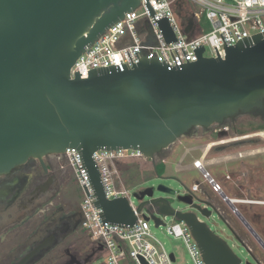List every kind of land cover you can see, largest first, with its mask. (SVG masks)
I'll list each match as a JSON object with an SVG mask.
<instances>
[{"label": "water", "instance_id": "water-1", "mask_svg": "<svg viewBox=\"0 0 264 264\" xmlns=\"http://www.w3.org/2000/svg\"><path fill=\"white\" fill-rule=\"evenodd\" d=\"M139 5L140 0H0V176L29 159L47 171L46 156L74 148L102 223L119 227H132L137 218L124 197L107 199L94 152L138 150L156 171L157 155L192 128L249 114L261 109L264 99V32L233 46L224 41V58L215 47L218 57H203L200 45L193 50L197 61L188 63L184 54L187 63L173 67L135 52L139 61L131 68L126 63L103 66L89 70L85 79L79 72L72 78L70 69L86 48ZM155 22L166 43L177 41L166 16ZM147 32L146 41L153 44L149 25ZM155 191L164 195L155 196ZM203 196L192 187L176 195L163 184L133 194L139 202L136 212L145 209L142 217L155 226L162 224L161 216L183 221L205 264H242L198 218L215 213L222 220ZM220 197L235 211L232 199L224 193ZM170 198L193 211L173 209ZM236 215L264 249L241 214ZM45 246L43 242L17 264L28 263Z\"/></svg>", "mask_w": 264, "mask_h": 264}, {"label": "built area", "instance_id": "built-area-1", "mask_svg": "<svg viewBox=\"0 0 264 264\" xmlns=\"http://www.w3.org/2000/svg\"><path fill=\"white\" fill-rule=\"evenodd\" d=\"M148 2L153 9V16L149 15L145 0H140L138 8L126 12L124 18L111 25L89 48H86L71 67L70 76L73 78L75 72H79L81 74L79 78L85 79L91 69L125 63L131 68L132 63L139 61L135 52H139L141 57L147 59H158L159 62L164 60L173 67L187 61L188 63L197 61L193 50L200 45L203 47V57H218L216 48L219 57L224 58V41L227 46H233L243 37L264 32V0H148ZM194 5L199 9L195 10ZM139 8L142 9L141 12H138ZM165 16L177 41L166 43L155 22ZM202 16L208 23L207 30L200 25ZM147 25L151 27L153 44L146 41ZM187 25H190V30L185 32ZM64 156L84 195L80 202L82 231L94 245L102 247V255H106V264L176 262L173 253H167L161 245L158 248L152 242L148 221L142 217L141 212H136L137 207L130 202L129 190L121 180L120 162L128 158L144 159L140 151L102 149L93 154L107 199L124 197L135 213L137 221L132 227L102 223L98 214L101 210L94 205L93 189L82 167L78 151L67 148ZM192 166L208 181L214 193L220 192V185L208 176L202 157L194 160ZM83 185L86 186L90 197ZM197 186L199 184H193L192 189L195 191ZM174 219L175 221L169 224L161 219L162 224L158 226L163 225L168 235L184 242L193 264H205L187 225Z\"/></svg>", "mask_w": 264, "mask_h": 264}, {"label": "flooded vegetation", "instance_id": "flooded-vegetation-1", "mask_svg": "<svg viewBox=\"0 0 264 264\" xmlns=\"http://www.w3.org/2000/svg\"><path fill=\"white\" fill-rule=\"evenodd\" d=\"M249 115L257 117L256 120L248 122V124H256L253 126L254 132L251 134L238 130V122L235 118L234 120H225L221 124H214L208 128L194 127L186 135L195 137L199 129L205 133H214L210 135L211 141L209 140L203 145L205 147V152L202 155L204 168L211 149H214L216 154L223 153L225 156H221L224 161H219L216 158L208 160L210 166L214 164L217 166L220 162H235V166L229 172L233 173L232 178L228 173L225 176L226 180L233 181L235 198L232 200L235 211H232L220 197V193L225 194L221 186L218 193H210L206 189H201L200 185L196 187L195 192H205L202 199L218 210L224 224L233 234L235 241L243 246L255 261L264 264L256 257L258 249L261 252H264V249L253 237L248 227L236 215V213L241 214L237 207L239 204L264 206V198H251L252 194H261L264 197V128L258 129V127L264 126V99L262 108L252 111ZM229 131L233 133L234 138H226ZM192 149H199V146ZM160 154L161 152L157 157ZM251 157H256L257 160L252 162L249 160ZM225 159L228 161H225ZM62 162L69 172L71 171L69 174L72 173L74 179L73 171L67 164L64 153L48 155L44 158L47 171L42 169L36 159H29L10 173L0 176V212L4 215L8 213L7 216H9V222L0 227V244L3 243V237L6 233L18 224L20 226L26 225V230L29 232L23 243L9 249L5 264H17L43 242H45V248L41 249L26 264H95V260L102 255V247L94 245L88 237L85 244H80L76 239L80 232H83L80 204L71 206L66 213L60 209L54 211L51 209L45 211L46 215L35 218L37 212L55 198L54 195L50 197V194L56 193L54 191L55 183H57L56 174L61 175L65 172ZM162 163L161 161L158 164ZM181 166L188 169L189 165L181 163ZM208 176L212 177L209 172ZM213 180L216 182L215 179ZM204 182L209 185L207 180L204 179ZM61 184L62 182L57 183L58 186ZM170 201L172 204L171 199ZM14 207L22 213L18 221H13L12 216L9 214V211ZM183 207L184 209L181 210L183 212L193 211L186 205ZM35 219L39 220L35 221ZM245 221L250 228L252 227L255 230L250 221L246 219ZM260 239L264 242V239Z\"/></svg>", "mask_w": 264, "mask_h": 264}, {"label": "rangeland", "instance_id": "rangeland-1", "mask_svg": "<svg viewBox=\"0 0 264 264\" xmlns=\"http://www.w3.org/2000/svg\"><path fill=\"white\" fill-rule=\"evenodd\" d=\"M194 9L198 10L199 7L194 5ZM141 10L142 9L139 8L138 12H141ZM200 25L204 26L206 30L208 29V23L204 16H202ZM254 119L256 120L257 117L249 114L238 116L236 118L238 122V130H243L248 134L254 132L253 126L256 124H248L249 121ZM213 134L214 133H205L199 129L195 137L185 135L184 137L177 140L175 144H173L169 149L161 151V154L156 158V165L162 160L165 162L162 163L161 170H163V172L159 176L154 171L153 165L150 163V161L145 162L142 160V158H128L122 160L120 162V164L123 165L121 171V180L129 190V199L132 205L135 207H138L139 205V202L133 197L134 193L140 192L149 187L156 188L159 184H163L171 189H174L177 194H182L184 193L185 188L190 189L192 184L197 183L200 185L201 189H206L208 192L213 193L211 187H209V185L204 182V179L202 178V175L199 171L193 169L189 171H181L180 169H176V165L179 162H181L183 165H192L194 160L201 158L205 152V147H203V145L209 142V140L211 141L210 135ZM227 137L232 139L234 138V135L231 131H229L226 138ZM196 146H199V149H192ZM215 152L216 151L214 149L209 151V154L206 158L207 163L208 160H211L212 158H221V156H225L223 153L218 155ZM249 160L253 162L256 161L257 158L251 157ZM225 161L228 160L225 159ZM207 163L205 166L206 170L211 174L212 178L215 179V181L221 187H223V190L226 194H228L230 199H234L233 181L226 180L225 176L228 173L232 178L233 173L229 172H231V168L235 166V162H220L217 166L215 164L210 166ZM61 164L63 165L65 172H63L61 175L56 174V177L57 183L62 182V184L58 186L57 183H55L54 191H56V193L50 194V197L54 195L55 198L52 201H49L47 205L43 206V208L37 212L35 218H38L40 215H46L47 213L45 211L51 209H53L52 211L60 209L66 213V211L69 210L71 206L79 205L83 200L84 195L82 190L77 185L75 176L73 179L72 173L71 175L69 174L71 171L69 172L63 162ZM155 195L164 194H160L155 191ZM197 195L198 197L200 196L199 194ZM251 198L258 199L264 197L261 194H252ZM183 206V204L172 199L173 209L182 210L184 209ZM237 207L239 208L242 216L251 222L252 226L255 228L253 231H255L260 238L264 239V206L239 204ZM145 213L146 210L142 209L141 214ZM9 214L12 216L11 219L13 221L20 220L22 216V213L16 207L11 209ZM0 215L1 227L6 222H9V216H7L8 213L4 215L2 212H0ZM197 216L206 223L212 232L226 241L233 253L241 260L242 264H244L246 261H249L253 264L256 263L248 251L235 241L231 231L224 224V222L217 217L215 213H212L207 219L200 216L199 214H197ZM160 218L167 224L175 221L174 217L161 216ZM37 220L39 219H35V221ZM148 224L150 228V234L153 237L152 242H154L158 248H160L159 246L161 245L167 253H173L176 258V262L174 264H193L185 248L184 242L181 239H177L168 235L163 225L155 226L151 219L148 221ZM25 226L26 225L20 226L18 224L16 227L8 231L3 237V243L0 244V264L6 263L7 252L9 249H13L27 239L29 232L26 230ZM76 239L80 242V244H85L88 240L87 235H85L83 232H80ZM256 257L264 263V252H261L258 249ZM95 264H106V255L99 256L95 260Z\"/></svg>", "mask_w": 264, "mask_h": 264}, {"label": "crops", "instance_id": "crops-1", "mask_svg": "<svg viewBox=\"0 0 264 264\" xmlns=\"http://www.w3.org/2000/svg\"><path fill=\"white\" fill-rule=\"evenodd\" d=\"M216 159H218L219 161H224L223 158H216ZM142 160L145 161L144 159H142ZM145 162H146V161H145ZM205 163H207V162L205 161ZM207 164H209V163H207ZM122 166H123L122 164L119 165V168L121 169V171H122ZM176 169H177V170L180 169L181 171H189V170L193 169V167H192V165H189V166H188V169H185V168H183V167L181 166V162H179V163L176 165ZM193 170H194V169H193ZM210 175H211V174H210ZM194 184H197V183H194ZM192 185H193V184H192ZM225 195H226L228 198H230V197L228 196V194L225 193ZM234 197H235V196H234Z\"/></svg>", "mask_w": 264, "mask_h": 264}, {"label": "trees", "instance_id": "trees-1", "mask_svg": "<svg viewBox=\"0 0 264 264\" xmlns=\"http://www.w3.org/2000/svg\"><path fill=\"white\" fill-rule=\"evenodd\" d=\"M263 128H264V126L258 127V129H263ZM161 169H162V164L156 165V171H155L156 174L161 175L163 172V170H161ZM202 194H205V192L202 191Z\"/></svg>", "mask_w": 264, "mask_h": 264}]
</instances>
